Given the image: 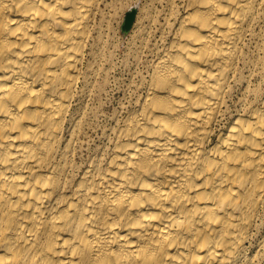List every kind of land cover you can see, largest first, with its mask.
<instances>
[{"label":"bare ground","instance_id":"obj_1","mask_svg":"<svg viewBox=\"0 0 264 264\" xmlns=\"http://www.w3.org/2000/svg\"><path fill=\"white\" fill-rule=\"evenodd\" d=\"M112 3L0 0V264H260L264 96L236 94L264 0H147L105 115Z\"/></svg>","mask_w":264,"mask_h":264},{"label":"rangeland","instance_id":"obj_2","mask_svg":"<svg viewBox=\"0 0 264 264\" xmlns=\"http://www.w3.org/2000/svg\"><path fill=\"white\" fill-rule=\"evenodd\" d=\"M109 1L110 3L113 1V3L112 6L106 9L105 21L102 25L103 35L100 46L102 54L95 62V69L99 74H107V77L105 85L102 80L97 79L94 87L95 89L101 86L103 88V95L100 101L105 115L111 114L118 107V104L123 99V92L128 88L127 86L130 85L132 80L131 74H142L144 71L143 65L136 63V49L139 45V40L132 41L130 32L123 34L122 25L125 14L133 5L138 6L135 9H140L142 5L145 7L148 4L147 0ZM246 54L250 59V64L248 68L242 70L246 81L240 91L237 92L236 98H243L244 105L257 108L259 103L253 96V91H256L262 97L264 96V41L259 45L250 46L246 49ZM245 88L251 91L248 96L247 94H242ZM260 264H264V255L260 260Z\"/></svg>","mask_w":264,"mask_h":264},{"label":"water","instance_id":"obj_3","mask_svg":"<svg viewBox=\"0 0 264 264\" xmlns=\"http://www.w3.org/2000/svg\"><path fill=\"white\" fill-rule=\"evenodd\" d=\"M136 9L132 8L129 12L125 14L124 22L122 25L123 34H127L133 24L135 19Z\"/></svg>","mask_w":264,"mask_h":264}]
</instances>
